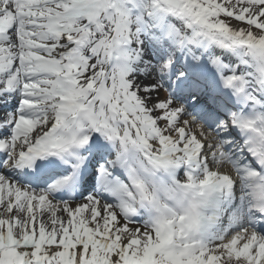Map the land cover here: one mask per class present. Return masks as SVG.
<instances>
[{
	"label": "snow or ice",
	"instance_id": "snow-or-ice-1",
	"mask_svg": "<svg viewBox=\"0 0 264 264\" xmlns=\"http://www.w3.org/2000/svg\"><path fill=\"white\" fill-rule=\"evenodd\" d=\"M0 264H264V0H0Z\"/></svg>",
	"mask_w": 264,
	"mask_h": 264
}]
</instances>
